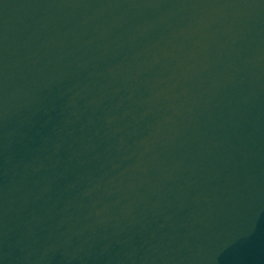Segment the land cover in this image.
<instances>
[{"label":"water","instance_id":"water-1","mask_svg":"<svg viewBox=\"0 0 264 264\" xmlns=\"http://www.w3.org/2000/svg\"><path fill=\"white\" fill-rule=\"evenodd\" d=\"M0 264H264V0H0Z\"/></svg>","mask_w":264,"mask_h":264}]
</instances>
